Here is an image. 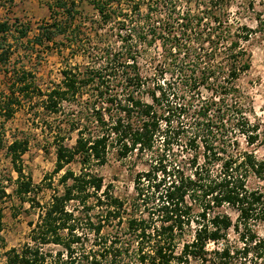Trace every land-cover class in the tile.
I'll return each mask as SVG.
<instances>
[{
  "label": "trees",
  "instance_id": "16d2710c",
  "mask_svg": "<svg viewBox=\"0 0 264 264\" xmlns=\"http://www.w3.org/2000/svg\"><path fill=\"white\" fill-rule=\"evenodd\" d=\"M231 1L196 0L193 12L191 0H58L33 39L19 21L0 22L1 66L10 59L8 34L44 49H76L74 57L87 60L66 67L61 83L45 92L32 73L5 72L4 122L22 100L36 97L44 115L64 116L49 125L52 175H61L62 192L30 224L29 242L6 253L7 264H264V235L257 230L264 226V193L248 186L250 177L264 181V160L241 153L238 142L242 136L252 147L261 138L239 81L251 70L247 45L264 19L256 16V28L230 23ZM254 3L247 0L243 11ZM86 4L97 17L89 32L87 14L78 12ZM156 47L160 53L144 71L140 62ZM73 134L70 147L66 139ZM28 145L15 140L6 151L18 175L17 197L39 206L41 188L22 167ZM111 152L119 160L150 162L136 174L129 204L95 170L108 164ZM73 163L78 173L67 168Z\"/></svg>",
  "mask_w": 264,
  "mask_h": 264
},
{
  "label": "rangeland",
  "instance_id": "374dc122",
  "mask_svg": "<svg viewBox=\"0 0 264 264\" xmlns=\"http://www.w3.org/2000/svg\"><path fill=\"white\" fill-rule=\"evenodd\" d=\"M58 0H14L12 4L0 2V22H9L13 24L19 21L22 25L31 28L30 39H33L38 32L40 25L50 21V6L56 4ZM148 2V0H144ZM190 7L187 10H196L195 1L191 0ZM247 0H232L231 7L227 15V21L232 24H248L256 28V16L260 15L264 19V2L253 0L254 6L250 11L246 9ZM69 2V1H68ZM185 8V9H186ZM78 12L87 14L84 20V30L89 32L91 28L88 24L97 17L96 12L89 4L78 8ZM145 10V9H143ZM83 18V16H82ZM79 19V15H78ZM80 21V20H78ZM205 27L210 26V22H204ZM112 30L111 26L102 29ZM83 30V33H84ZM94 32V31H91ZM94 34V33H93ZM115 34V33H114ZM93 36V35H92ZM7 45L11 44V53L8 63L0 65V95L7 96L8 77L5 72L26 71L35 76V84L42 92L47 91L59 85L62 81L61 72L68 66H83L87 62L80 56L74 57L73 53L80 52L74 49H66L60 44L52 45L50 48L35 47L26 42V40L15 41L16 37L12 34L5 36ZM61 40V38H59ZM251 53V70L239 81V86L247 97V116L251 123L259 124L261 138L259 144L249 147L244 137H239L238 142L240 152H253L258 160H264V28L253 36L252 41L247 45ZM53 49V51H52ZM160 48L151 50L142 60L141 66L144 71L148 68V58L151 55L158 57ZM78 54V53H77ZM40 98L31 100H22V104L17 107L14 116L8 122H4L0 117V210L3 215V229L0 233L4 243L0 240V264H7L6 253L15 248L20 249L29 242L31 231L30 224H35L39 215L44 211L51 201L56 191L62 192V186L59 184L61 175H52L56 164V148L53 144L54 134H51L49 125L55 126L60 119L58 116L44 115V110L39 102ZM46 124L47 127H46ZM2 126L4 127L2 129ZM27 139L29 142L28 151L23 156L22 167L25 176L29 177L34 186L41 189L37 192V202L39 206L32 205L30 199L21 201L15 190L17 188V173L14 171L13 164L9 158L6 147L15 140ZM76 135L67 136L66 144L70 147L75 145ZM184 145L176 147L179 151ZM149 160H135L130 157L126 160H119L115 153L111 152L108 158V164L102 168H95L106 184L112 185L114 195L126 201L127 204L132 201L136 195L134 189V178L136 174L145 172L149 169ZM78 173L80 165L73 163L67 167ZM248 186L251 189H259L264 193V181L250 177ZM2 192H5L3 196ZM33 194H31V198ZM226 212L236 221L237 214L224 208ZM261 236L264 235V226L258 227ZM115 229L110 228V232ZM230 239L237 240L235 232L230 231ZM212 249L213 247L210 246Z\"/></svg>",
  "mask_w": 264,
  "mask_h": 264
}]
</instances>
